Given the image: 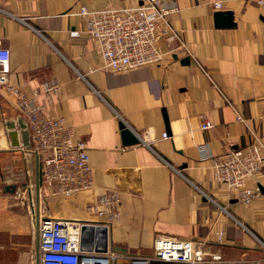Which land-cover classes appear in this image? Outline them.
Wrapping results in <instances>:
<instances>
[{
    "label": "crops",
    "instance_id": "crops-1",
    "mask_svg": "<svg viewBox=\"0 0 264 264\" xmlns=\"http://www.w3.org/2000/svg\"><path fill=\"white\" fill-rule=\"evenodd\" d=\"M133 1L0 0V46L11 52L10 84L38 94L51 115L74 129L76 139L87 144L95 181L92 191L69 200L41 195L28 119L0 89V109L10 119L0 150L13 148L27 161L28 185L34 186L30 201L36 204L31 228L19 217L0 214V264H36V225L44 215L105 222L88 206L108 191L119 192L122 201L120 221L108 228L117 264L151 256L155 240L163 237L194 241L207 253L208 264L213 256L220 257L219 264H264L263 191L252 204H243L215 180L212 162L200 152L205 148L219 157L246 149L255 137L264 143V6L227 2L222 11L233 12L237 27L217 29L213 2L220 0H175L180 11L172 26L188 51L126 74L102 70L95 43L85 35L70 36L83 28L75 12ZM178 46L160 43L165 53ZM51 81L61 86L55 98L43 93V84ZM122 121L139 144H123ZM206 122L213 125L210 130H202ZM256 186L264 189V166L247 182ZM32 232L30 249L26 238Z\"/></svg>",
    "mask_w": 264,
    "mask_h": 264
},
{
    "label": "built area",
    "instance_id": "built-area-1",
    "mask_svg": "<svg viewBox=\"0 0 264 264\" xmlns=\"http://www.w3.org/2000/svg\"><path fill=\"white\" fill-rule=\"evenodd\" d=\"M245 1L264 6V0H220L213 2L216 11H222L227 2ZM175 0H134L130 5L91 10L82 6L75 12L83 21L81 30L70 32L71 38L83 35L95 43L100 69L126 74L142 68L159 66L168 54L188 51L186 42L172 26V18L179 13ZM178 42L170 52H163L161 42ZM10 50L0 46V89L12 96L18 108L27 117L33 141V152L40 162L43 186L40 194L50 198L69 200L94 189V171L87 144L76 139V134L64 119L51 115L33 96L21 92L9 82ZM43 93L57 97L61 86L56 81L43 84ZM238 121L244 119L238 117ZM213 125L206 122L202 130ZM163 138H169L167 133ZM202 159L212 162L217 182L235 193L245 205L261 196L259 186L249 188L247 182L262 171L264 143L255 137L246 149H235L226 155L214 157L201 148ZM88 210L100 218L102 224L81 223L50 216L40 217V264H117L119 256L104 252V229L118 223L122 216L119 192L108 191L89 204ZM88 224V225H87ZM88 226L86 231L82 228ZM93 225L94 227H89ZM99 230V231H95ZM222 239V234H219ZM203 247L192 240L158 238L149 257H133L124 264H208ZM219 264V256L212 257Z\"/></svg>",
    "mask_w": 264,
    "mask_h": 264
},
{
    "label": "rangeland",
    "instance_id": "rangeland-1",
    "mask_svg": "<svg viewBox=\"0 0 264 264\" xmlns=\"http://www.w3.org/2000/svg\"><path fill=\"white\" fill-rule=\"evenodd\" d=\"M3 115L0 109V138H6L10 131V119ZM6 147L8 148V145ZM10 149L12 150L13 148ZM10 149L0 150V214L3 218H9V216L19 217L23 223L24 220L28 223H24L23 227L31 228V215L36 209V204L32 205L30 201V193L33 196L34 186L30 187L28 185L29 177L27 171L29 165L20 153ZM53 199L63 200L61 198ZM42 207L40 204V210L43 212ZM30 234L26 238L28 243V246H26L31 249L32 243L35 242V232ZM32 264H35V260Z\"/></svg>",
    "mask_w": 264,
    "mask_h": 264
},
{
    "label": "water",
    "instance_id": "water-1",
    "mask_svg": "<svg viewBox=\"0 0 264 264\" xmlns=\"http://www.w3.org/2000/svg\"><path fill=\"white\" fill-rule=\"evenodd\" d=\"M214 25L217 29H234L237 27V24L235 22V17L232 11H217L214 14ZM189 62V59H185L182 61V63ZM164 117H165V122L167 125V130L170 131V127L168 124V119L167 116L165 115L164 111ZM121 128V136H122V141L125 146L129 145H135L139 144L141 142L140 138L138 135L129 127L125 122H121L120 124ZM182 168H180L181 170ZM43 179H42V174H41V169L38 164V190L40 189V186L42 185ZM262 191L264 193V189L262 188ZM39 208V207H38ZM39 212L37 211V214ZM88 225V224H87ZM84 225L82 230L86 231L88 229V226ZM89 227H94L93 225ZM95 230V228H93ZM99 231V230H95ZM105 233V246H104V252H108L109 250V242H108V231L104 229ZM36 238H37V252H36V264H40V250H39V244H40V225L39 221H37L36 225Z\"/></svg>",
    "mask_w": 264,
    "mask_h": 264
},
{
    "label": "bare ground",
    "instance_id": "bare-ground-1",
    "mask_svg": "<svg viewBox=\"0 0 264 264\" xmlns=\"http://www.w3.org/2000/svg\"><path fill=\"white\" fill-rule=\"evenodd\" d=\"M3 142V141H2ZM1 144H4V143H1ZM5 145V144H4ZM5 146H7V144L5 145Z\"/></svg>",
    "mask_w": 264,
    "mask_h": 264
}]
</instances>
